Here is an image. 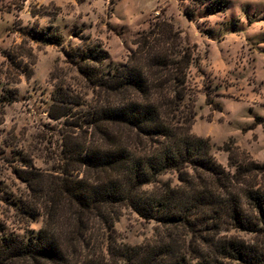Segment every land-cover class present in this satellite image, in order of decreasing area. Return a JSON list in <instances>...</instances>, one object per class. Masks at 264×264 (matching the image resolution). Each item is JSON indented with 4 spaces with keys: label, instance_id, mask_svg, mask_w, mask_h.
Masks as SVG:
<instances>
[{
    "label": "trees",
    "instance_id": "1",
    "mask_svg": "<svg viewBox=\"0 0 264 264\" xmlns=\"http://www.w3.org/2000/svg\"><path fill=\"white\" fill-rule=\"evenodd\" d=\"M164 24L137 39L127 62L113 70L102 69L101 48L74 55L104 95L87 105L82 122L68 109L69 93L54 99L62 110L49 116L70 125L61 135L58 175L31 163L17 172L30 190L22 208L44 216V225L20 237L0 223V264H264V163L230 148L231 171L213 155L210 138L192 131L184 101L193 57L175 50ZM35 33L57 42L53 34ZM167 173H177L179 183L161 181ZM122 206L157 220L163 231L142 244L118 243L114 225Z\"/></svg>",
    "mask_w": 264,
    "mask_h": 264
},
{
    "label": "rangeland",
    "instance_id": "2",
    "mask_svg": "<svg viewBox=\"0 0 264 264\" xmlns=\"http://www.w3.org/2000/svg\"><path fill=\"white\" fill-rule=\"evenodd\" d=\"M193 1L0 0V223L8 234L37 235L44 225V216L22 208L30 190L17 172L31 163L58 175L61 135L70 125L49 116L51 109L62 110L54 99L69 93L68 109L82 122L87 105L104 95L81 74L82 58L74 55L101 48L102 69L113 70L127 62L137 39L163 27L157 22L167 23L175 50L193 57L184 101L194 116L192 131L210 138L213 155L231 171L230 148L264 163V0ZM36 31L55 35L57 42H44ZM169 178L179 183L177 173L161 181ZM120 211L114 225L118 243L142 244L163 229L129 206Z\"/></svg>",
    "mask_w": 264,
    "mask_h": 264
}]
</instances>
